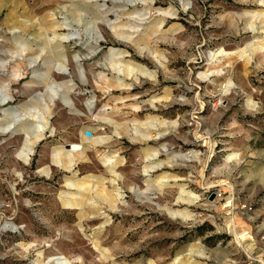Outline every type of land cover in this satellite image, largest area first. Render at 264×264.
Returning a JSON list of instances; mask_svg holds the SVG:
<instances>
[{
    "label": "rangeland",
    "instance_id": "obj_1",
    "mask_svg": "<svg viewBox=\"0 0 264 264\" xmlns=\"http://www.w3.org/2000/svg\"><path fill=\"white\" fill-rule=\"evenodd\" d=\"M0 264H264V0H0Z\"/></svg>",
    "mask_w": 264,
    "mask_h": 264
},
{
    "label": "water",
    "instance_id": "obj_2",
    "mask_svg": "<svg viewBox=\"0 0 264 264\" xmlns=\"http://www.w3.org/2000/svg\"><path fill=\"white\" fill-rule=\"evenodd\" d=\"M87 135H89L90 133L89 132H86ZM215 197V193L214 192H211L208 196L209 200H212L213 198Z\"/></svg>",
    "mask_w": 264,
    "mask_h": 264
},
{
    "label": "crops",
    "instance_id": "obj_3",
    "mask_svg": "<svg viewBox=\"0 0 264 264\" xmlns=\"http://www.w3.org/2000/svg\"><path fill=\"white\" fill-rule=\"evenodd\" d=\"M5 100V98L3 99V101Z\"/></svg>",
    "mask_w": 264,
    "mask_h": 264
}]
</instances>
